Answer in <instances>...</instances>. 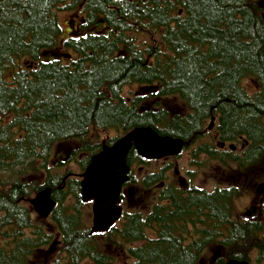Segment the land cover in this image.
I'll return each mask as SVG.
<instances>
[{
	"label": "trees",
	"instance_id": "1",
	"mask_svg": "<svg viewBox=\"0 0 264 264\" xmlns=\"http://www.w3.org/2000/svg\"><path fill=\"white\" fill-rule=\"evenodd\" d=\"M67 1L0 0V264H107L83 220L78 175L61 160L51 161L56 146L72 144L67 163L79 174L103 144L111 146L134 128L188 141L214 116L221 140L244 138L252 158L264 153V21L252 0H155V9L143 13L124 5L108 19L116 32L66 40L55 52L61 43L57 14ZM142 17L162 30L146 50L125 34L133 25L124 22L142 25ZM249 80L256 91L246 89ZM126 85L149 91L153 106L140 96L127 102ZM169 98L180 111L159 104ZM109 132L116 136L101 137ZM150 162L133 148L126 157L131 169ZM163 179L147 173L140 186L149 190ZM46 187L56 203L48 220L59 255L40 262L33 257L55 241L34 219L28 200ZM179 194L170 207L152 213L124 209L119 226L103 234L104 243L141 242L127 248L132 264H207L199 258V241L184 244L186 221L202 217L206 228L230 226L219 233L225 257L214 264L247 261L255 246L264 254L258 233L233 228L239 224L230 218L226 192ZM211 231H203L204 241L216 234Z\"/></svg>",
	"mask_w": 264,
	"mask_h": 264
},
{
	"label": "flooded vegetation",
	"instance_id": "2",
	"mask_svg": "<svg viewBox=\"0 0 264 264\" xmlns=\"http://www.w3.org/2000/svg\"><path fill=\"white\" fill-rule=\"evenodd\" d=\"M95 0H68L62 5L60 13H64L66 18L60 19L62 26L60 25V47L62 42L66 40H78L79 38L103 36L108 37L116 30L111 29L109 25V18L112 17V13H118L120 10H124V5L131 6L135 10L140 9V13H143L148 7L151 11L155 9V0H100V4L96 5ZM252 3L257 9V14L264 21V2H258V0H252ZM137 14V13H134ZM118 15V14H117ZM115 17V20L119 18ZM181 16V11L178 12ZM58 18V17H57ZM142 25L139 23L124 22L128 30L125 32L126 36L135 41L136 45L141 50H146L148 45L155 44L157 36H159L162 30H157L153 24L147 18H141ZM59 21V19H58ZM65 26V28H63ZM154 51L150 52L153 53ZM145 91V89H143ZM126 100V99H125ZM131 99L126 100L129 102ZM213 119V120H211ZM218 119L212 116L206 120L203 125V130L200 134L188 142V146L182 148L181 153L175 158H165L167 163L158 171H152L149 174L162 173L163 180L154 183V197L149 207V212L152 213L157 207H170L172 205V198L174 193H180L182 199L193 197L196 194L194 192L204 193L206 196H215L221 192H226L228 195V208L230 218L234 225L233 228L239 227L243 229V233H258V240L264 241V177L254 175V177L248 180V174L252 170L253 165L264 156L261 152L259 156H254L253 151L249 149L250 141H246L244 138H240L236 142L223 141L220 139V131L217 129ZM218 143H222V146H218ZM198 150L197 152H195ZM248 150V151H247ZM250 150V151H249ZM188 152V167H200L203 164H225L226 161L222 160V156H231L237 154L238 157H232L235 160H231L230 164L233 169L238 172L237 178L231 185L220 186L218 184H212L210 187L199 186L194 183L192 179V169L184 168L180 170L178 165V159L181 158L183 153ZM245 156V160H241ZM186 164V165H187ZM162 171V172H161ZM244 175L245 177H241ZM258 176V177H257ZM141 180H130L122 186L121 190V205L123 203V193L136 185L140 186ZM164 192L165 195L161 196ZM243 199L242 208L237 214L233 213L232 202L234 198ZM206 211L203 212L205 214ZM187 237L184 244H190L194 241L201 243L199 258H201L202 252L209 246L216 245L220 241V232L230 231V226H224L223 228L211 229L208 225L207 228L204 225V220L199 217L198 220L193 219L191 222L186 221ZM249 224V226H246ZM154 230L155 225L153 226ZM208 229L213 230L214 235L204 241L202 238L203 231ZM212 232V231H211ZM155 236L153 232L152 237ZM252 248V247H251ZM255 253L256 257L261 254L259 249L255 246L251 249ZM219 253L215 254L213 258L215 260ZM201 260V259H200ZM248 264L250 261L247 260Z\"/></svg>",
	"mask_w": 264,
	"mask_h": 264
},
{
	"label": "rangeland",
	"instance_id": "3",
	"mask_svg": "<svg viewBox=\"0 0 264 264\" xmlns=\"http://www.w3.org/2000/svg\"><path fill=\"white\" fill-rule=\"evenodd\" d=\"M258 2H264V0H258ZM63 5V4H62ZM62 5L60 8V11L62 9ZM60 11L57 14V17L59 19V24L62 26V23L60 22V19L64 20L66 18V15L64 13H60ZM65 28V26L63 27ZM157 40V38H156ZM61 41V40H60ZM60 44L58 45L57 49H55V52H60L61 50ZM64 53H67L66 51H62ZM245 87L249 92H253L257 90L256 83L252 80H249L245 82ZM150 95L149 91H143V88L137 86V85H126L122 89V96L124 99L129 100L132 99L135 96H140L145 99V104H148L147 106L152 107L153 102L150 100V98H147ZM160 105L163 107L169 109L171 112H178L181 110V105L178 103L176 99H163L159 102ZM116 133L109 132L106 133V135H102L104 139L106 137H115ZM73 148L72 144L70 143H64L60 146H56L53 150L52 160H61L62 163H66L67 167L71 169L73 172L72 174H78V169L75 164L73 163H67L68 157L70 155V151ZM232 157H238L237 154H233L231 156H222V160L226 161L225 164H207L202 165L200 167H188V152L183 153L181 158L178 159V167L180 170H183L184 168L192 169V179L195 184L199 186H205L210 187L212 184H218L220 186H226L231 185L234 182V179L237 178L238 172L233 169V166L229 165L231 160H235ZM56 162H54L55 164ZM167 163L166 160H158V161H151L148 164L145 165H138L133 167L130 171L132 176L135 180L139 181L143 178L144 175L147 173H150L152 171H158L160 170L165 164ZM53 164V165H54ZM187 164V165H186ZM51 165V166H53ZM252 170L248 174V180H251L254 175H259L261 177H264V156L261 157L255 165H253ZM241 177H245L242 175ZM258 177V176H257ZM79 180V178H77ZM34 196V195H33ZM31 196L30 198H32ZM123 203L122 208L134 211H141L142 213H145L153 200L154 197V189L151 187L149 190H145L139 185H136L133 188L132 197L128 198L126 195V192L123 193ZM29 198V199H30ZM243 200V199H241ZM240 198H234L232 202V208L233 213L235 216L239 213V211L242 208L243 201H241ZM82 210H83V220L85 225L90 229L91 227V203H82ZM34 219H38L41 221V224L46 232H52L53 240L55 241L51 245L46 246L43 250H40L37 252V254L33 257L35 261H44L48 262L50 259H52L55 256H58L57 253V240L58 238L55 237L56 233H54V227L51 224V222L48 219H40L34 212H33ZM118 222L114 227L119 226ZM96 238L99 242H101L102 249L104 251V254L107 256V264H132L133 258L128 255L127 248L128 247H138L141 245V242H134L130 244L126 243H118V244H105L104 242V235L103 234H96ZM219 253L218 257L213 259L215 257V254ZM248 260L250 261V264H264V254L256 257L255 253L250 251L248 253ZM225 257V251L224 249L213 245L207 247L201 254V261L207 263V264H214L218 259ZM80 264H95L90 260H83L80 262Z\"/></svg>",
	"mask_w": 264,
	"mask_h": 264
},
{
	"label": "water",
	"instance_id": "4",
	"mask_svg": "<svg viewBox=\"0 0 264 264\" xmlns=\"http://www.w3.org/2000/svg\"><path fill=\"white\" fill-rule=\"evenodd\" d=\"M188 144L180 139L158 135L150 127L134 128L111 146L103 144L101 151L91 157L88 166L79 175L80 200L82 203H91L89 234L108 232L122 217L120 194L122 186L129 182L130 167L126 157L130 149L133 148L143 160L158 161L177 157ZM218 146H222V143H218ZM128 195L132 196L131 188ZM28 204L41 219H47L56 206L49 187L36 192ZM224 264L248 262L230 259Z\"/></svg>",
	"mask_w": 264,
	"mask_h": 264
},
{
	"label": "bare ground",
	"instance_id": "5",
	"mask_svg": "<svg viewBox=\"0 0 264 264\" xmlns=\"http://www.w3.org/2000/svg\"><path fill=\"white\" fill-rule=\"evenodd\" d=\"M84 170H85V169H84ZM82 172H83V171H82ZM82 172H81V173H82ZM81 173H80V174H81ZM80 174H79V175H80ZM79 185H80V184H79Z\"/></svg>",
	"mask_w": 264,
	"mask_h": 264
}]
</instances>
